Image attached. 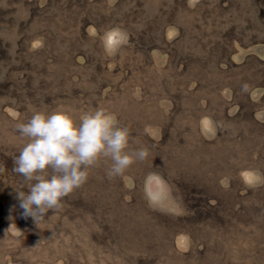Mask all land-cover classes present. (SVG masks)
I'll return each mask as SVG.
<instances>
[{"label": "rangeland", "instance_id": "374dc122", "mask_svg": "<svg viewBox=\"0 0 264 264\" xmlns=\"http://www.w3.org/2000/svg\"><path fill=\"white\" fill-rule=\"evenodd\" d=\"M60 105L150 155L101 160L36 222L16 125ZM0 264H264V0H0Z\"/></svg>", "mask_w": 264, "mask_h": 264}, {"label": "clouds", "instance_id": "9594fccd", "mask_svg": "<svg viewBox=\"0 0 264 264\" xmlns=\"http://www.w3.org/2000/svg\"><path fill=\"white\" fill-rule=\"evenodd\" d=\"M117 35H123L119 28L105 33L109 54L116 50ZM16 129L26 143L14 161V171L28 183V191H18L17 199L23 215L36 222L84 184L90 170L101 160L111 161L107 176L115 178L150 155L146 147H129L130 128L118 124L115 114L102 106L79 115L64 105L50 112L37 110ZM143 191L150 204L163 199L162 180L157 173L145 177ZM13 227L14 224L8 231Z\"/></svg>", "mask_w": 264, "mask_h": 264}]
</instances>
